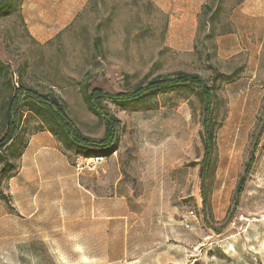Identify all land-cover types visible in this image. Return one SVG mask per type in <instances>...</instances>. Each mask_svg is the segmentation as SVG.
I'll return each instance as SVG.
<instances>
[{
	"label": "rangeland",
	"instance_id": "obj_1",
	"mask_svg": "<svg viewBox=\"0 0 264 264\" xmlns=\"http://www.w3.org/2000/svg\"><path fill=\"white\" fill-rule=\"evenodd\" d=\"M4 2L0 136L10 82L58 97L81 133L100 140L105 121L84 86L128 92L181 71L213 90L215 146L202 195L203 102L193 86L130 105L104 101L118 139L92 158L67 149L26 107L20 170L0 192V264H264V33L246 31L234 53L242 0L206 1L210 39V25L198 32L200 15L195 25L180 22L176 0ZM86 192L103 199V215L76 206Z\"/></svg>",
	"mask_w": 264,
	"mask_h": 264
},
{
	"label": "trees",
	"instance_id": "obj_2",
	"mask_svg": "<svg viewBox=\"0 0 264 264\" xmlns=\"http://www.w3.org/2000/svg\"><path fill=\"white\" fill-rule=\"evenodd\" d=\"M9 5L0 0V12L4 11ZM212 8L206 4L204 11L200 14L199 34L206 30L210 25L207 39L214 34L212 26L215 18L207 19ZM9 73V66L0 60V78ZM11 91L5 99L4 104V131L0 136V192L3 193L2 186L8 188V182L17 176L20 170L19 161L23 155L22 149H18L17 139L24 121L25 108L29 112H34L39 118L48 122L49 131L60 136L61 141L69 150H75L85 158L105 156L113 147L118 139L117 119L110 114L109 110L103 105L104 101H110L122 105L138 103L146 98L158 96L160 93H169L180 88L196 87L203 102V126H204V157L200 168V178L202 181V195L204 193V182L211 157L215 146V135L213 129L214 114V94L206 80L198 74L186 72H175L165 76H157L146 84H140L128 92L108 93L99 88H89L84 86V97L95 114L102 117L105 121L104 136L100 140H94L81 133L68 116L64 103L56 96L42 94L32 88H27L20 83L18 87L10 82ZM255 152L253 150L249 162L246 164V171L238 182L234 196V208L239 205L241 195L244 192L247 179L255 164ZM204 193V194H203ZM4 199V198H1Z\"/></svg>",
	"mask_w": 264,
	"mask_h": 264
},
{
	"label": "crops",
	"instance_id": "obj_3",
	"mask_svg": "<svg viewBox=\"0 0 264 264\" xmlns=\"http://www.w3.org/2000/svg\"><path fill=\"white\" fill-rule=\"evenodd\" d=\"M206 1L207 0H176V9L183 10L180 14V22H184L183 24H186L185 22L190 20V22L195 25L197 18L201 14V8L205 5ZM233 19L235 24L238 26V30L236 32V48H239V50L234 53H238L243 50L244 46L242 44L244 42L246 31H249V33H264V0H242L240 5L233 11ZM262 49L263 43L255 55L258 58L256 61V68H259L261 65L260 57L263 54ZM33 184H38V191L42 192L43 187H41L39 183H32V185ZM80 195L81 196L78 198H81L80 200H82V202L79 200L76 205L77 207H79L80 204L82 206V203H84L83 206L86 207L85 212H95L96 217L103 215L104 201L99 195H94L93 193L89 194L87 192L85 194L80 193Z\"/></svg>",
	"mask_w": 264,
	"mask_h": 264
},
{
	"label": "built area",
	"instance_id": "obj_4",
	"mask_svg": "<svg viewBox=\"0 0 264 264\" xmlns=\"http://www.w3.org/2000/svg\"><path fill=\"white\" fill-rule=\"evenodd\" d=\"M196 219V213L191 210L187 213V217L183 220L184 225L189 228L190 227V221Z\"/></svg>",
	"mask_w": 264,
	"mask_h": 264
}]
</instances>
